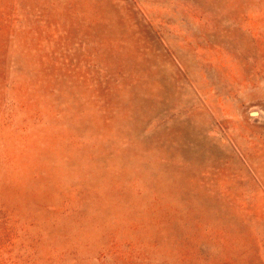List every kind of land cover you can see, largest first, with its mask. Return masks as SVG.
<instances>
[{
  "label": "rangeland",
  "instance_id": "374dc122",
  "mask_svg": "<svg viewBox=\"0 0 264 264\" xmlns=\"http://www.w3.org/2000/svg\"><path fill=\"white\" fill-rule=\"evenodd\" d=\"M0 264H264V0H0Z\"/></svg>",
  "mask_w": 264,
  "mask_h": 264
},
{
  "label": "water",
  "instance_id": "95a60500",
  "mask_svg": "<svg viewBox=\"0 0 264 264\" xmlns=\"http://www.w3.org/2000/svg\"><path fill=\"white\" fill-rule=\"evenodd\" d=\"M254 115H256V114H254Z\"/></svg>",
  "mask_w": 264,
  "mask_h": 264
}]
</instances>
